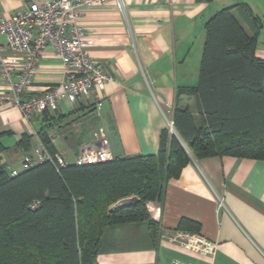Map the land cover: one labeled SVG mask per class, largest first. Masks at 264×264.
I'll return each instance as SVG.
<instances>
[{"label": "crops", "instance_id": "0c3cea01", "mask_svg": "<svg viewBox=\"0 0 264 264\" xmlns=\"http://www.w3.org/2000/svg\"><path fill=\"white\" fill-rule=\"evenodd\" d=\"M42 1L0 0V18H10L29 3ZM123 2L124 14L115 0H106L103 5L84 8L78 20L93 41L89 57L112 77L102 90L75 103L61 100L56 111L32 114L27 121L7 101L0 75L2 168L7 170V163L17 158L22 165L26 156L39 163L36 153H48L40 139L43 131L55 155L68 164L93 143L95 133L105 137L113 157L155 155L160 134L172 121L178 91V104H190L186 90L198 83L204 24L221 8L241 7L261 20L256 54L264 60V0ZM4 56L12 66L23 64L20 56L8 52ZM62 80L61 61L48 46L37 57L25 96L38 95ZM23 137L29 142L26 150L18 146ZM12 170L19 172L14 168L7 172ZM147 211L158 226L156 239L148 222L110 226L101 239L98 264H264L263 160L195 159L189 154L178 178L167 182L162 201L148 203ZM182 222L180 231L197 233L216 244L212 256L182 249L161 237L172 236Z\"/></svg>", "mask_w": 264, "mask_h": 264}, {"label": "trees", "instance_id": "16d2710c", "mask_svg": "<svg viewBox=\"0 0 264 264\" xmlns=\"http://www.w3.org/2000/svg\"><path fill=\"white\" fill-rule=\"evenodd\" d=\"M238 8H221L204 24L197 86L186 90L185 107L178 104V91L175 134L161 132L155 155L62 168L42 161L14 176L0 164V264H98L110 226L148 222L156 239L158 226L147 204L162 201L167 182L178 178L189 154L264 161V60L256 54L263 25ZM40 136L54 156L44 131ZM27 140L18 146L28 149Z\"/></svg>", "mask_w": 264, "mask_h": 264}, {"label": "built area", "instance_id": "2783aa9c", "mask_svg": "<svg viewBox=\"0 0 264 264\" xmlns=\"http://www.w3.org/2000/svg\"><path fill=\"white\" fill-rule=\"evenodd\" d=\"M106 0H43L29 3L24 11L10 18H0V75L7 88V101L17 108L25 120L32 114L54 112L59 102L75 103L104 88L112 77L105 73L99 62L89 57L93 41L87 37L78 20L84 8L103 5ZM116 8L125 13L123 0H115ZM48 46L55 49L61 61L63 80L44 92L27 97L26 87L35 72L38 55ZM8 52L23 58L21 67L12 66L4 56ZM100 107V102L96 103ZM169 133L175 134L172 121L168 122ZM113 155L107 140L101 133L93 135V143L84 148L74 160L76 166L93 165L111 161ZM38 162L49 161L56 168L67 162L59 155L37 152ZM36 162L26 156L22 169L32 167ZM12 170L10 176L16 175ZM123 199L116 205L125 204ZM222 207L219 201L218 208ZM169 243L203 256H212L216 244L197 233L175 231L172 236L161 235ZM165 264V263H163ZM168 264H192L172 261Z\"/></svg>", "mask_w": 264, "mask_h": 264}, {"label": "rangeland", "instance_id": "374dc122", "mask_svg": "<svg viewBox=\"0 0 264 264\" xmlns=\"http://www.w3.org/2000/svg\"><path fill=\"white\" fill-rule=\"evenodd\" d=\"M16 162L10 163V161L7 163L8 166L6 167L7 170H9L10 168H14L20 171H22V165H21V160L19 158L16 159ZM35 205L31 206L32 209H34Z\"/></svg>", "mask_w": 264, "mask_h": 264}, {"label": "water", "instance_id": "95a60500", "mask_svg": "<svg viewBox=\"0 0 264 264\" xmlns=\"http://www.w3.org/2000/svg\"><path fill=\"white\" fill-rule=\"evenodd\" d=\"M1 158V157H0ZM4 167H5V165H4ZM132 199H130V200H128V201H131ZM128 201H123V203H125V202H128Z\"/></svg>", "mask_w": 264, "mask_h": 264}]
</instances>
